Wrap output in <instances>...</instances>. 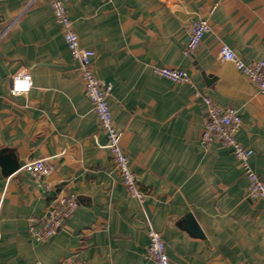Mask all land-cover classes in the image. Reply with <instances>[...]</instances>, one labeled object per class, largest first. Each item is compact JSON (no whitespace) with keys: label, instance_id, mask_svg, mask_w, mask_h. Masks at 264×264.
<instances>
[{"label":"crops","instance_id":"1","mask_svg":"<svg viewBox=\"0 0 264 264\" xmlns=\"http://www.w3.org/2000/svg\"><path fill=\"white\" fill-rule=\"evenodd\" d=\"M64 1L80 46L95 52L96 78L111 86L121 146L146 196L130 197L114 171L80 70L65 69L75 59L49 2L0 0V264H155L149 228L171 264H264V202L244 198L247 180L229 148L200 142L205 94L238 111L236 140L264 180V93L219 53L226 45L264 60V0ZM197 18L210 29L187 55ZM153 66L182 69L190 83ZM25 73L31 89L12 96L11 78ZM8 156L19 167L44 159L49 172L6 175ZM59 194H74L78 207L49 240L33 241L29 220Z\"/></svg>","mask_w":264,"mask_h":264},{"label":"built area","instance_id":"2","mask_svg":"<svg viewBox=\"0 0 264 264\" xmlns=\"http://www.w3.org/2000/svg\"><path fill=\"white\" fill-rule=\"evenodd\" d=\"M55 21L61 26L65 44L75 60L79 63V70L86 97L89 99L97 118V123L106 138V147L112 157L114 171L120 176L122 184L130 197L142 203L145 193L141 190L137 176L130 168L129 157L121 146V132L116 126L112 111L108 105V96L111 86L104 84L96 78L93 71L95 52L80 46L77 34L72 27L64 0H47ZM216 7L213 4L209 9L211 14ZM207 18H197L187 27L188 39L185 45V54L195 51L204 35L209 31ZM220 56L233 62L235 68L249 81L254 83L260 93H264V60L248 61L226 45L220 48ZM154 75L174 83H190L188 74L179 68L153 66ZM32 79L29 73L16 74L11 78L10 94L12 96H26L31 89ZM194 91V96H199ZM204 104V122L200 142L209 146L214 142L230 149L234 158L240 163L247 184L244 189V198L264 202V180L251 168L249 160L252 150L244 147L236 140L242 120L237 110L229 106L217 104L209 96L202 94ZM44 159L26 162L20 166L19 171L39 178L49 172ZM17 170V171H18ZM78 207L74 194H59L52 199L43 216L29 220V233L33 241L46 242L54 236L63 226L65 220ZM148 257L155 264H171L166 253L161 234L149 228L147 231ZM61 264H83L78 260H70Z\"/></svg>","mask_w":264,"mask_h":264},{"label":"water","instance_id":"3","mask_svg":"<svg viewBox=\"0 0 264 264\" xmlns=\"http://www.w3.org/2000/svg\"><path fill=\"white\" fill-rule=\"evenodd\" d=\"M72 67H77L79 68V63L77 60H75V64L74 66H67V68H65L66 70L72 68ZM60 69H64V68H60ZM1 165L3 167V171L6 175H11L12 173L16 172L20 167L18 165V163L16 161H14L11 157H5L4 159H1ZM186 222L188 224V227L190 228V231L192 233H194L195 235H198L200 237L203 236L199 226L197 225V223L195 222V220L193 219V217L188 214L186 216Z\"/></svg>","mask_w":264,"mask_h":264}]
</instances>
